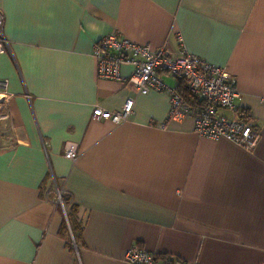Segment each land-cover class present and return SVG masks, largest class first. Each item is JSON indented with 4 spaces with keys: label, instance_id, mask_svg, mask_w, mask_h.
I'll return each mask as SVG.
<instances>
[{
    "label": "crops",
    "instance_id": "obj_1",
    "mask_svg": "<svg viewBox=\"0 0 264 264\" xmlns=\"http://www.w3.org/2000/svg\"><path fill=\"white\" fill-rule=\"evenodd\" d=\"M0 14L13 94L0 121V264H128L132 247L155 264H264V0H0ZM109 31L224 68L253 150L169 117L166 92L97 78L93 44ZM127 97L126 121L91 118ZM53 184L76 210V239Z\"/></svg>",
    "mask_w": 264,
    "mask_h": 264
},
{
    "label": "built area",
    "instance_id": "obj_2",
    "mask_svg": "<svg viewBox=\"0 0 264 264\" xmlns=\"http://www.w3.org/2000/svg\"><path fill=\"white\" fill-rule=\"evenodd\" d=\"M6 45L3 17L0 14V54L4 52ZM92 55L96 60L97 78L118 82L124 88L130 87L142 95L151 91L168 93L167 115L171 118L192 117L197 135L212 140L223 138L245 150H253L255 147L258 140L256 129L234 116L239 94L232 78L224 68L188 53L182 44L177 52L172 53L166 46L151 48L146 44L132 43L117 32L109 31L93 44ZM123 64L130 66L129 76L121 74L120 67ZM164 76L174 79L177 85H167L162 79ZM7 84L6 79L0 78V121L3 122V127L8 123L10 125L6 109L13 98ZM178 87L194 98L193 103L185 102ZM132 103L133 99L127 97L121 109L115 112L95 108L91 118L111 120L114 123L126 121L132 112ZM222 111L230 113V116L224 115ZM75 155L77 145L72 142L64 143L62 156L73 160ZM53 186L56 190V202L65 215L58 187ZM124 260L128 264H155L152 254L138 247L126 250Z\"/></svg>",
    "mask_w": 264,
    "mask_h": 264
},
{
    "label": "trees",
    "instance_id": "obj_3",
    "mask_svg": "<svg viewBox=\"0 0 264 264\" xmlns=\"http://www.w3.org/2000/svg\"><path fill=\"white\" fill-rule=\"evenodd\" d=\"M177 89H178L179 93L181 94L182 98L185 100V102H188L190 104L193 103L194 98L191 95L187 94L183 90H180L179 87ZM61 199H62L63 205H64L66 213H67L66 217H68V221L70 223V226H71V229H72L73 235H74V230H76L75 227H76L77 223L75 222V219L73 216L75 215L76 210H75L74 206L68 204L69 200L63 194H61ZM75 235H74V238H75Z\"/></svg>",
    "mask_w": 264,
    "mask_h": 264
},
{
    "label": "rangeland",
    "instance_id": "obj_4",
    "mask_svg": "<svg viewBox=\"0 0 264 264\" xmlns=\"http://www.w3.org/2000/svg\"><path fill=\"white\" fill-rule=\"evenodd\" d=\"M55 187H56V186H55ZM56 188H57V187H56ZM58 189H59V190H58ZM54 191H56L55 188H54ZM57 191H58V193L60 194V198H61V194H63V193L60 192L61 190H60L59 187L57 188ZM61 200H62V199H61ZM70 240H71V239H70ZM70 240H69V241H70Z\"/></svg>",
    "mask_w": 264,
    "mask_h": 264
}]
</instances>
